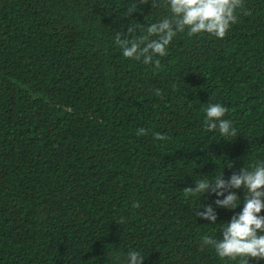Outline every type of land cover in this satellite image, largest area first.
<instances>
[{"label":"trees","instance_id":"obj_1","mask_svg":"<svg viewBox=\"0 0 264 264\" xmlns=\"http://www.w3.org/2000/svg\"><path fill=\"white\" fill-rule=\"evenodd\" d=\"M244 5L223 39L177 34L156 69L114 38L165 0H0V264H239L202 237L245 189L226 209L184 188L264 160V0ZM217 102L236 137L205 129ZM208 204L215 224L195 215Z\"/></svg>","mask_w":264,"mask_h":264},{"label":"clouds","instance_id":"obj_2","mask_svg":"<svg viewBox=\"0 0 264 264\" xmlns=\"http://www.w3.org/2000/svg\"><path fill=\"white\" fill-rule=\"evenodd\" d=\"M148 0H146V4ZM169 15L147 28L139 22L130 24L127 32L130 37L115 35V43L122 49L124 57L139 60L145 65L161 67L159 57L168 55V48L179 33L186 32L189 37L207 33L223 39L232 26L238 23L239 12L251 15L245 9L244 0H165ZM157 6V0H152V7ZM135 11L129 9V15ZM137 31L143 35H135ZM161 95V90H155ZM206 113L205 129L209 132L219 130L224 137H236L237 129L231 119H225L229 109L221 103H209L204 109ZM139 135H146L147 130L138 129ZM156 140H167L166 135L159 132L154 134ZM223 172L212 180L199 179L195 187H185V197L197 194L214 193L217 197L215 204L220 208L236 209L241 204V198L231 189H245L243 208L234 214L230 221L222 223V237H202V247L211 246L221 259L239 261V264H249L250 259L264 260V160L257 161L251 168L243 167L239 173H233L230 179L222 178ZM225 192L228 194L225 195ZM139 202L133 204L134 208ZM206 210L195 211V215L215 224L218 214L211 204L203 206ZM122 223V221H121ZM119 259V257H117ZM145 257L141 252L130 250L125 264H144Z\"/></svg>","mask_w":264,"mask_h":264}]
</instances>
